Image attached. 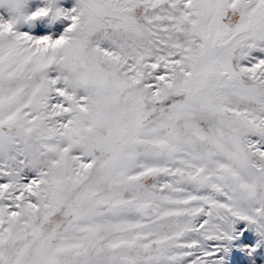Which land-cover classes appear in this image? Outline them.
<instances>
[{"label": "snow or ice", "instance_id": "1", "mask_svg": "<svg viewBox=\"0 0 264 264\" xmlns=\"http://www.w3.org/2000/svg\"><path fill=\"white\" fill-rule=\"evenodd\" d=\"M9 2L0 264H217L238 221L264 239V0ZM50 12L57 36L14 27Z\"/></svg>", "mask_w": 264, "mask_h": 264}, {"label": "rangeland", "instance_id": "2", "mask_svg": "<svg viewBox=\"0 0 264 264\" xmlns=\"http://www.w3.org/2000/svg\"><path fill=\"white\" fill-rule=\"evenodd\" d=\"M76 3L77 0H54V6L62 13L73 10ZM47 5L48 0H22V12L25 17H30L33 11ZM14 12L9 0H0V20L12 19ZM69 23L71 21L66 16L50 12L35 19L21 18L14 27L18 32H28L33 36L43 34L57 36ZM231 236V240L219 242L220 250L213 257L217 264H264V239L254 230L246 228L245 222L238 221L234 224Z\"/></svg>", "mask_w": 264, "mask_h": 264}, {"label": "clouds", "instance_id": "3", "mask_svg": "<svg viewBox=\"0 0 264 264\" xmlns=\"http://www.w3.org/2000/svg\"><path fill=\"white\" fill-rule=\"evenodd\" d=\"M16 16H17V13L14 12V16H13V18L16 17ZM43 46H44V47H47V42H44Z\"/></svg>", "mask_w": 264, "mask_h": 264}]
</instances>
